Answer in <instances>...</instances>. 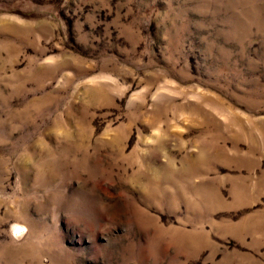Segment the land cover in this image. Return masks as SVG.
I'll return each instance as SVG.
<instances>
[{
  "label": "rangeland",
  "instance_id": "obj_1",
  "mask_svg": "<svg viewBox=\"0 0 264 264\" xmlns=\"http://www.w3.org/2000/svg\"><path fill=\"white\" fill-rule=\"evenodd\" d=\"M0 264H264V0H0Z\"/></svg>",
  "mask_w": 264,
  "mask_h": 264
},
{
  "label": "crops",
  "instance_id": "obj_2",
  "mask_svg": "<svg viewBox=\"0 0 264 264\" xmlns=\"http://www.w3.org/2000/svg\"><path fill=\"white\" fill-rule=\"evenodd\" d=\"M87 243V242H86Z\"/></svg>",
  "mask_w": 264,
  "mask_h": 264
}]
</instances>
